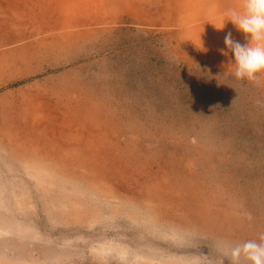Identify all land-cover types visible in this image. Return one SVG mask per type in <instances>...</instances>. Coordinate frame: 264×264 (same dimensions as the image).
<instances>
[{"label": "rangeland", "instance_id": "rangeland-1", "mask_svg": "<svg viewBox=\"0 0 264 264\" xmlns=\"http://www.w3.org/2000/svg\"><path fill=\"white\" fill-rule=\"evenodd\" d=\"M5 1L0 264H202L264 236V73L236 79L245 37L217 30L237 0Z\"/></svg>", "mask_w": 264, "mask_h": 264}, {"label": "clouds", "instance_id": "clouds-1", "mask_svg": "<svg viewBox=\"0 0 264 264\" xmlns=\"http://www.w3.org/2000/svg\"><path fill=\"white\" fill-rule=\"evenodd\" d=\"M223 15L226 21L217 30L230 22L246 40V43H241L233 38L231 32L225 34L227 51L222 50V54H232V75L236 79L254 80L258 73H264V0H241L238 8H226ZM246 215L251 219L250 213ZM217 252L218 259L208 258L205 254L202 264H225V261L228 264H264V236L259 241L249 239L236 244L222 242L217 245Z\"/></svg>", "mask_w": 264, "mask_h": 264}, {"label": "bare ground", "instance_id": "bare-ground-1", "mask_svg": "<svg viewBox=\"0 0 264 264\" xmlns=\"http://www.w3.org/2000/svg\"><path fill=\"white\" fill-rule=\"evenodd\" d=\"M1 1V0H0ZM3 1V0H2ZM5 1V0H4ZM198 1V0H197ZM6 2V1H5ZM17 2V1H16ZM218 2H220V1H218ZM9 4H10V2H9ZM240 4H241V0H237L236 2H234L233 4H231V7H239L240 6ZM6 7V6H5ZM11 10V9H10ZM10 12V11H9ZM34 13V12H33ZM213 13V12H212ZM20 14H21V12H20ZM2 16V15H1ZM21 19V18H20ZM119 19V18H118ZM48 20V19H47ZM60 21V20H59ZM192 21H194V20H192ZM84 22V21H83ZM86 22V21H85ZM84 22V23H85ZM187 22V21H186ZM38 23V22H37ZM57 23V22H56ZM0 24L1 25H3L4 24V22H0ZM73 25H75L76 23H72ZM72 24H69L70 26L72 25ZM79 24H80V22H79ZM194 24V23H193ZM77 25V24H76ZM85 25V24H84ZM87 25V24H86ZM89 25V24H88ZM93 25V24H92ZM97 25V24H96ZM95 25V26H96ZM20 26H21V24H20ZM11 26L9 25V28H10ZM29 27V26H28ZM38 27V26H37ZM78 27V26H77ZM83 27V26H82ZM87 27V26H86ZM183 27V26H182ZM188 27V26H187ZM186 27V28H187ZM18 28V27H17ZM21 28V27H20ZM35 28V27H34ZM71 28V27H70ZM79 28V27H78ZM91 28H93V27H91ZM97 28V27H96ZM101 28V27H100ZM191 29H194V27L193 28H191ZM16 30V29H15ZM34 30V29H33ZM79 30V29H78ZM184 30V29H183ZM38 31V30H37ZM177 31V30H176ZM56 32V31H55ZM16 33V32H15ZM40 33V32H39ZM89 34V33H88ZM184 34V33H183ZM43 35V34H42ZM70 35V34H69ZM31 36V35H30ZM73 36V35H72ZM75 36V35H74ZM32 37V36H31ZM68 37V36H67ZM48 38V37H47ZM66 38V37H65ZM64 39V38H63ZM62 40V39H61ZM60 41V40H59ZM52 42V41H51ZM54 42V41H53ZM58 42V41H57ZM47 45V44H46ZM50 45H52V44H50ZM47 47H49V46H47ZM48 49H50V48H48ZM47 50V49H46ZM45 51V50H44ZM7 134V133H6ZM54 153V152H53ZM73 185V184H72ZM17 227H19V226H17Z\"/></svg>", "mask_w": 264, "mask_h": 264}]
</instances>
